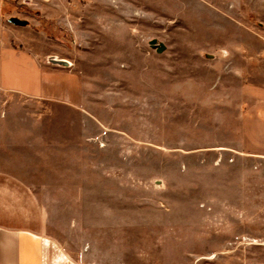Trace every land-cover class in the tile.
Returning <instances> with one entry per match:
<instances>
[{"label": "rangeland", "instance_id": "obj_1", "mask_svg": "<svg viewBox=\"0 0 264 264\" xmlns=\"http://www.w3.org/2000/svg\"><path fill=\"white\" fill-rule=\"evenodd\" d=\"M40 1L46 8L9 7L71 59L91 106L106 112L102 165L123 174L125 202L138 198L139 247L157 253L156 264H264V156L226 145L219 128L229 125L230 98L211 94L233 84L231 51L216 44L226 27L246 31L237 39H251L254 59L261 53L246 69L264 80V0ZM6 109L20 122L50 124L53 113L79 121L61 105L0 92V116Z\"/></svg>", "mask_w": 264, "mask_h": 264}, {"label": "crops", "instance_id": "obj_2", "mask_svg": "<svg viewBox=\"0 0 264 264\" xmlns=\"http://www.w3.org/2000/svg\"><path fill=\"white\" fill-rule=\"evenodd\" d=\"M14 2L23 3H0V92L61 105L79 121L64 122L53 113L50 124L20 122L12 118V109L0 116V264H156L157 253L139 247L138 198L125 202L123 174L102 165L110 145L105 137L110 126L102 121L106 112L91 106V91L71 59L52 49V41L27 14L11 11ZM30 5L45 7L40 0ZM11 17L30 22L15 25ZM243 30L226 27L227 35L216 43L231 51L233 84L211 94L230 98L229 125L219 128L226 145L264 156V80L246 69L261 53L254 59L251 39H237ZM50 55L71 66L47 63ZM235 66L243 68L242 75ZM64 129L79 133L69 138L62 135ZM93 129L99 133L93 136ZM219 132L212 144L222 141ZM199 135L196 140H203Z\"/></svg>", "mask_w": 264, "mask_h": 264}, {"label": "water", "instance_id": "obj_3", "mask_svg": "<svg viewBox=\"0 0 264 264\" xmlns=\"http://www.w3.org/2000/svg\"><path fill=\"white\" fill-rule=\"evenodd\" d=\"M9 21L15 25H27L28 21L20 19L18 17H11L9 18ZM150 44L153 48H156L158 52H163L166 48V46L163 43H158L157 39H152L150 41ZM47 63L53 64V65H58L61 67H69L71 66V62L67 59L64 58H59L56 55H50L46 59Z\"/></svg>", "mask_w": 264, "mask_h": 264}, {"label": "built area", "instance_id": "obj_4", "mask_svg": "<svg viewBox=\"0 0 264 264\" xmlns=\"http://www.w3.org/2000/svg\"><path fill=\"white\" fill-rule=\"evenodd\" d=\"M24 4L30 5L32 3V0H22ZM1 3V0H0Z\"/></svg>", "mask_w": 264, "mask_h": 264}]
</instances>
